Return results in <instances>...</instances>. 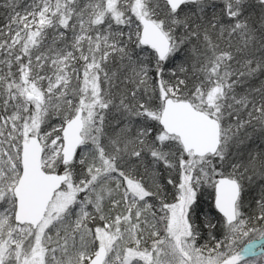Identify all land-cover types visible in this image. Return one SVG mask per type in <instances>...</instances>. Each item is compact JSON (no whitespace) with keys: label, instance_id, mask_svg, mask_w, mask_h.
Here are the masks:
<instances>
[{"label":"snow or ice","instance_id":"snow-or-ice-1","mask_svg":"<svg viewBox=\"0 0 264 264\" xmlns=\"http://www.w3.org/2000/svg\"><path fill=\"white\" fill-rule=\"evenodd\" d=\"M0 264H264V0H0Z\"/></svg>","mask_w":264,"mask_h":264}]
</instances>
